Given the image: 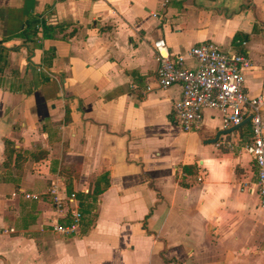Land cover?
Listing matches in <instances>:
<instances>
[{"label": "crops", "instance_id": "1", "mask_svg": "<svg viewBox=\"0 0 264 264\" xmlns=\"http://www.w3.org/2000/svg\"><path fill=\"white\" fill-rule=\"evenodd\" d=\"M161 40L188 68L205 43L247 55L264 99V0H0V264H264L250 122L184 132Z\"/></svg>", "mask_w": 264, "mask_h": 264}, {"label": "built area", "instance_id": "2", "mask_svg": "<svg viewBox=\"0 0 264 264\" xmlns=\"http://www.w3.org/2000/svg\"><path fill=\"white\" fill-rule=\"evenodd\" d=\"M38 27L42 28L41 25ZM153 49L159 65L157 87L167 89L180 85L182 88L181 98L174 104V119L184 132L200 131L206 110L221 114L224 130L239 126L250 118L252 140L245 149L258 167L260 207L264 210V99L252 97L245 91L244 72L251 68V59L245 54H231L215 44L205 43L191 48L189 56L196 62V67L188 68L185 58L172 54L165 41L154 42ZM226 146L233 144L228 142ZM50 193L57 211L64 216L65 204L57 188ZM74 199L73 194L68 201ZM81 220L82 214L75 211L69 223H57L54 231L63 236L76 234Z\"/></svg>", "mask_w": 264, "mask_h": 264}, {"label": "water", "instance_id": "3", "mask_svg": "<svg viewBox=\"0 0 264 264\" xmlns=\"http://www.w3.org/2000/svg\"><path fill=\"white\" fill-rule=\"evenodd\" d=\"M249 121H250V118L246 119V120H245L242 124H240L239 126H235V127L231 128V129H228V130H225V131H220V132L217 134L216 138H215L214 140L210 141V142H211V143H215V142L219 139V137H220L221 135H224V134H230V133H232V132L238 130L239 128L245 126L246 124H248Z\"/></svg>", "mask_w": 264, "mask_h": 264}, {"label": "trees", "instance_id": "4", "mask_svg": "<svg viewBox=\"0 0 264 264\" xmlns=\"http://www.w3.org/2000/svg\"><path fill=\"white\" fill-rule=\"evenodd\" d=\"M33 31H34L33 33L36 34L38 32V28L34 26ZM235 41H236V39H235ZM237 44H239V45L243 44V39L239 40Z\"/></svg>", "mask_w": 264, "mask_h": 264}]
</instances>
